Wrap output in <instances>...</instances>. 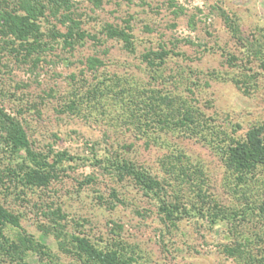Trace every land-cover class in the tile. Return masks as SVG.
<instances>
[{"label":"rangeland","instance_id":"374dc122","mask_svg":"<svg viewBox=\"0 0 264 264\" xmlns=\"http://www.w3.org/2000/svg\"><path fill=\"white\" fill-rule=\"evenodd\" d=\"M74 1L90 34L84 41L71 47L64 37L54 38L53 30L66 29L47 13L44 45L32 59L0 43V105L23 121L37 150L75 156L47 187L0 194L21 217V227L7 228V234L27 232L52 253L49 260L30 252L23 263L83 264L61 249V237L51 230L60 222L98 246L124 245L140 264H244L222 251L236 240L227 221L212 225L195 215L173 225L155 199L94 165L93 156L118 153L167 178L185 200H195L201 188L225 204H262L264 164L241 181L222 149L251 126H264V0ZM107 23L127 28L132 47L109 38ZM163 48L179 55L170 53L156 71L144 55ZM92 57L103 64L95 71ZM142 89L147 104L156 99L161 107L151 111L140 103ZM159 90L186 99L195 121L184 128L165 122L179 116L165 118ZM74 99L80 104L71 113L64 108ZM5 160L0 154L1 167ZM89 176L94 181L85 182ZM244 227L252 242L255 234L263 236L264 248V215L254 210Z\"/></svg>","mask_w":264,"mask_h":264},{"label":"trees","instance_id":"16d2710c","mask_svg":"<svg viewBox=\"0 0 264 264\" xmlns=\"http://www.w3.org/2000/svg\"><path fill=\"white\" fill-rule=\"evenodd\" d=\"M47 13L48 16L56 20L57 24L59 22L66 29L65 33L53 30L54 38L64 37L66 44L72 47L74 41L79 43L90 36L82 28L81 13L78 12L74 0H0V43L14 51L12 53H15L16 56L32 59L34 53L39 52L44 45L45 33L42 17ZM103 31L109 38L122 40L127 47H132V34L128 32L127 28L107 23ZM91 37L96 39L95 35ZM170 53L173 52L163 48L160 51L147 53L144 57L152 68L158 71L166 63ZM173 54L179 55L178 53ZM155 59H159V61L154 63ZM89 61H91L90 68L94 71L97 70L98 64L103 65L98 57H92ZM146 94L147 90L138 93L140 103L146 101ZM158 94L156 95L157 99L159 98L165 105V118L179 116L174 118L175 120L165 119V122L168 121V124L172 123L173 126L184 128L189 126V122L195 121L192 117L195 112L188 106L189 103L186 99L179 95L172 96V94L162 93L161 90ZM148 103L150 104L146 103L145 105L151 111L156 110L155 107H161L156 103V99L154 102ZM176 103H178V109ZM79 104L80 100L74 99L64 109L76 113V107ZM222 151L226 166L242 181L244 176L254 172L258 165L264 164V126H251L241 139L232 140ZM0 154L6 159L5 162H2L3 167L0 166V194L3 190H8L10 193H23L27 189L47 187L52 181L59 179L63 163L75 159L74 155L65 150L55 151L52 148L47 152L37 150L23 121L1 105ZM93 158L94 165L105 168L121 181L126 179L132 182L144 196L155 199L159 212L166 221L173 225L195 215L207 218L212 225L220 221H227L230 225V232L236 240L224 244L222 251L227 256L244 264H264V248L259 249V242L263 236L255 234L253 238L256 239L252 242V236H246L247 232L244 227L250 223L254 210L264 215V202L252 204L250 201H246L243 205L233 206L225 204L216 197L204 195L201 188L194 192L195 200L191 198L185 200L178 196L174 184L167 178L154 175L147 168L118 153L111 154L105 159L99 158L95 153ZM84 181L89 183L94 180L89 176ZM85 182H80V185H84ZM170 191H175L174 200L169 198ZM115 197H118L117 193ZM20 221V215L0 199V264L5 259L15 261L17 264H24V259L30 252L39 256L40 259L48 258L50 260L52 253L49 247L33 235L27 232H21L17 236L7 234V228H20ZM56 223L59 226H53L51 230L61 237L59 242L61 249L78 258L83 264H140L135 256L136 252L127 251L122 244L101 247L87 236L69 234L63 229L60 222ZM49 231L46 232L50 233ZM242 237L245 238L244 244L241 240Z\"/></svg>","mask_w":264,"mask_h":264}]
</instances>
